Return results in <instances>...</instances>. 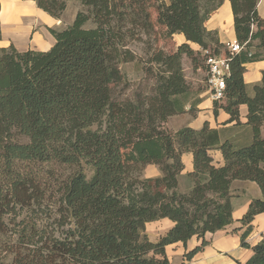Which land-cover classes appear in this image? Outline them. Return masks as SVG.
<instances>
[{"label":"trees","instance_id":"trees-1","mask_svg":"<svg viewBox=\"0 0 264 264\" xmlns=\"http://www.w3.org/2000/svg\"><path fill=\"white\" fill-rule=\"evenodd\" d=\"M33 1L54 19L67 2ZM78 1L86 11L62 30L48 28L54 38L48 50L0 46V264H172L166 246L195 237L200 244L184 254L188 262L208 243L207 233L233 223L236 180L254 182L261 191L239 222L247 226L241 245L252 251L245 264H264V239L252 246L245 241L255 216L264 213V71L252 95L243 80L244 64L264 49L259 0H228L244 48L230 58L224 98L213 100V114L223 110L229 119L218 128L204 122L174 132L163 124L200 102L182 58L203 61L202 50L224 47L205 23L225 0L161 4L163 35L184 41L170 54L152 50V92L131 98L118 91L120 64L135 59L130 40L154 33L147 1ZM244 128L251 133L245 145L231 139ZM96 142L110 144L112 156L88 176L81 146ZM212 150L220 151L222 164ZM184 155L191 157L190 171ZM148 165L159 175L143 177ZM180 179L186 192L179 190ZM162 219L172 226L151 241L146 224Z\"/></svg>","mask_w":264,"mask_h":264},{"label":"crops","instance_id":"crops-1","mask_svg":"<svg viewBox=\"0 0 264 264\" xmlns=\"http://www.w3.org/2000/svg\"><path fill=\"white\" fill-rule=\"evenodd\" d=\"M33 6L35 7L36 5ZM7 7L8 3L4 6L5 10ZM35 9L37 14L39 12L38 10L40 9L37 7H35ZM257 11L258 15L261 18H264V0L258 1ZM16 12H18V10L13 7L11 18L12 16H16ZM49 18L50 19L47 20L46 23L48 27L50 24L52 25V23L58 22L57 19H54L50 16ZM205 26L207 30L215 31L217 33V39L219 43L223 45L227 42L236 40L233 26V15L228 0H225L222 5L213 12L210 19L206 21ZM33 34L34 36H32V45L18 47L15 43H13L14 46L20 51L29 48L39 51H46L54 44V38L50 33L49 35H46L43 32L35 31ZM177 36L179 39V44L182 43L184 41L183 36L178 34ZM199 49L200 47H196V50ZM250 50L251 52L256 51L254 47H251ZM257 55L258 56L256 59L248 61L244 64L245 70L243 73V80L247 86L249 95L253 94V85L261 82L262 73L264 71V49L259 50ZM196 93H198L196 99H200V102L195 105L197 117L194 115L192 122H189L183 126H188L193 129H200L204 122H207L211 128L222 127V123H225L229 119V115L223 110H219L217 116H214L213 101L209 97L207 87L204 90H197ZM239 114L240 121L245 122L247 115V107L245 105L240 106ZM229 125L231 124H227L226 126ZM261 135L264 137V127L261 129ZM238 138L241 140L242 144H248L251 139V133L249 129L244 128L240 130L238 134L232 135L231 137L232 140ZM210 153L215 163H223L222 155L219 150H212ZM183 162L185 164L186 170L190 171L192 169L191 157L189 155H184ZM231 190L232 194L234 195L232 198L233 223L226 228L218 230L214 233H207L205 235V239L208 243L188 262L183 259L184 254L188 250L199 245L200 240L194 237L190 239L186 245H183L182 243H175L166 246V255L171 263L180 264L181 262H184L186 264H245L248 261L252 251L250 248L242 246L240 241L241 235L246 230L247 226L242 227L239 220L247 211L250 201L254 198L261 197V191L254 182L240 180L232 182ZM155 222H166L167 228L172 226L171 221L167 219L150 222L147 223L146 226ZM250 226L251 232L245 238V241L250 246H252L264 239V213L256 215ZM162 233L164 232H158L154 238H151L150 236L149 237L151 240L156 241V239H158Z\"/></svg>","mask_w":264,"mask_h":264},{"label":"rangeland","instance_id":"rangeland-1","mask_svg":"<svg viewBox=\"0 0 264 264\" xmlns=\"http://www.w3.org/2000/svg\"><path fill=\"white\" fill-rule=\"evenodd\" d=\"M146 1L152 21L155 25L154 33L149 36L141 34L140 39L130 40L127 47L134 53L135 59L131 62L120 64V73L123 77V83L118 87V91L121 96H128L130 98L138 92L148 94L152 92L155 83V69L154 65L148 62L151 58L152 50L156 48L170 54L173 53L179 45L177 34H174L172 37H165L163 35L165 26L159 22L160 14L164 11L161 4L163 2L168 4V1ZM7 3L8 7L5 10L4 6ZM33 5H35L33 0H0V23L2 31L0 46H6L10 43H15L18 47L32 45V36H34L33 33L35 31L49 35L48 28L62 30L72 23L78 11H86L85 7H83L78 0H67L66 9L61 17L57 19L58 22H54L48 27L46 23L47 20L50 19L49 16L41 10H38L39 12L36 14V6L34 7ZM13 7L18 10V12H16V16H12L11 18ZM193 47L194 51L199 52V50H196L195 46ZM182 66L186 81L190 85L192 93H195L197 90L206 89V84L204 82L205 73L201 56H195L194 60L184 56L182 58ZM191 99L193 100V97ZM196 112V109H194L191 113L175 115L163 124V127L168 131L174 132L181 126L192 122L193 116L196 115L195 117H197ZM93 145L94 146L90 148L81 146V151L84 153L81 162L88 176L91 175L96 166L101 167L103 165L107 167L110 164L108 162L112 156L109 150V148H111L110 144L96 142ZM85 151L88 153H85ZM115 155L116 154H114V156ZM157 175H159V171L155 165L146 166L142 172L143 177ZM188 189L189 186L185 184L183 179H180L179 190L181 192H186ZM168 229L169 227H166V222H155L146 226V234L150 239V237L154 238L158 232L165 233Z\"/></svg>","mask_w":264,"mask_h":264},{"label":"built area","instance_id":"built-area-1","mask_svg":"<svg viewBox=\"0 0 264 264\" xmlns=\"http://www.w3.org/2000/svg\"><path fill=\"white\" fill-rule=\"evenodd\" d=\"M243 48L244 44L233 40L225 43L219 52L209 49L202 50L205 83L212 101L224 98L225 76L230 71V58L242 51Z\"/></svg>","mask_w":264,"mask_h":264}]
</instances>
